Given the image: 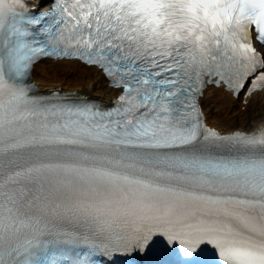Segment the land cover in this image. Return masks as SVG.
I'll use <instances>...</instances> for the list:
<instances>
[{"label":"snow or ice","instance_id":"6c2138e0","mask_svg":"<svg viewBox=\"0 0 264 264\" xmlns=\"http://www.w3.org/2000/svg\"><path fill=\"white\" fill-rule=\"evenodd\" d=\"M45 57L118 91L43 94ZM210 84L264 92V0H0V264H264V125L208 123Z\"/></svg>","mask_w":264,"mask_h":264},{"label":"bare ground","instance_id":"6f19581e","mask_svg":"<svg viewBox=\"0 0 264 264\" xmlns=\"http://www.w3.org/2000/svg\"><path fill=\"white\" fill-rule=\"evenodd\" d=\"M32 77L43 90L61 87L106 102L112 100L118 91L108 85L96 67L87 66L75 59H44L34 66ZM202 101L208 122L224 131L235 128L254 129L264 125V92L253 93L238 111L231 110L236 99L223 88L210 86Z\"/></svg>","mask_w":264,"mask_h":264},{"label":"rangeland","instance_id":"374dc122","mask_svg":"<svg viewBox=\"0 0 264 264\" xmlns=\"http://www.w3.org/2000/svg\"><path fill=\"white\" fill-rule=\"evenodd\" d=\"M240 103H241L240 100H237V101H236V104H233V105H232L231 110H232V111H234V110H237V111L240 110V107H239V106H240ZM238 123H240V119H238Z\"/></svg>","mask_w":264,"mask_h":264}]
</instances>
